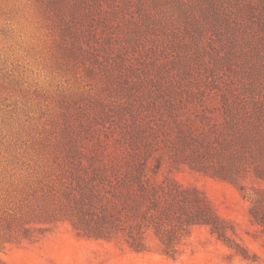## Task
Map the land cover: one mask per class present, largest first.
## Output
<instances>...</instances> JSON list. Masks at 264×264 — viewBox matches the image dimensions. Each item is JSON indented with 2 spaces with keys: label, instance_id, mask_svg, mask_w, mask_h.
Here are the masks:
<instances>
[{
  "label": "rangeland",
  "instance_id": "1",
  "mask_svg": "<svg viewBox=\"0 0 264 264\" xmlns=\"http://www.w3.org/2000/svg\"><path fill=\"white\" fill-rule=\"evenodd\" d=\"M262 1L23 0L31 19L14 31L20 0H0V264H264L243 189L264 182L183 160L217 169L226 122L264 100ZM205 137L216 151L194 159ZM138 164L152 186L204 195L227 240L186 226L168 253L144 227L138 251L122 230L87 236L64 216L87 183Z\"/></svg>",
  "mask_w": 264,
  "mask_h": 264
},
{
  "label": "trees",
  "instance_id": "2",
  "mask_svg": "<svg viewBox=\"0 0 264 264\" xmlns=\"http://www.w3.org/2000/svg\"><path fill=\"white\" fill-rule=\"evenodd\" d=\"M255 11L259 12V16L254 22L259 24L263 37L264 0L253 13ZM254 102L252 107L238 109V114L226 122L227 129L222 133L225 140L219 147L225 161L220 162L217 169L209 171L202 161L196 162L192 157H184L183 160L197 169L233 181L242 174V169L247 168L245 171H252L257 182H264V100ZM208 142L207 137L203 138L199 150L193 155L194 159L216 151L213 143ZM133 168L135 171L130 170L121 177L111 179L109 184L102 180L103 186L101 182L87 183V189L81 191L79 196L69 197L72 208L64 210L67 212L64 216L70 218L73 226L87 236L109 239L122 230L129 245L138 251L144 250V227L155 229L168 253L183 235L186 226L209 225L213 233L227 240V221L216 213L209 200L199 191L163 184L152 186L141 177L144 165L138 164ZM99 186L102 189L98 192ZM243 189L251 201L253 221L264 224V186L254 185L251 191L245 187ZM74 208L79 209L82 221L73 217ZM89 210L96 212L91 221L86 217Z\"/></svg>",
  "mask_w": 264,
  "mask_h": 264
},
{
  "label": "clouds",
  "instance_id": "3",
  "mask_svg": "<svg viewBox=\"0 0 264 264\" xmlns=\"http://www.w3.org/2000/svg\"><path fill=\"white\" fill-rule=\"evenodd\" d=\"M10 18L9 24L12 30H16L21 27H27L30 22V13L28 6L23 0H20L19 3H15L10 9Z\"/></svg>",
  "mask_w": 264,
  "mask_h": 264
}]
</instances>
